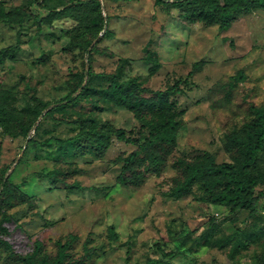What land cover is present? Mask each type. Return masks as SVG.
Returning <instances> with one entry per match:
<instances>
[{"label": "rangeland", "instance_id": "rangeland-1", "mask_svg": "<svg viewBox=\"0 0 264 264\" xmlns=\"http://www.w3.org/2000/svg\"><path fill=\"white\" fill-rule=\"evenodd\" d=\"M90 39L95 75L83 81L81 104H71L64 97L86 69ZM15 46L17 52L0 61V95L13 114L0 116V172L8 167L5 174L25 194L23 201L0 205V219L4 212L10 216L0 238L13 251L28 254L39 243L38 255H54L57 240H71L69 257L79 264H264V196L250 213L193 195H164L176 174L171 157L140 186L122 185L118 160L135 144L112 135L101 155H60L50 138L110 125L142 132L135 111L105 92L116 73L169 92L181 112L173 157L210 154L216 162L229 161L224 133L250 121L252 105H264V7L237 15L222 29L190 23L154 0H0V50ZM146 47L160 62L155 70L144 58ZM176 79L181 82L172 88ZM62 102L64 108L47 112ZM30 124L26 137L19 134ZM54 167L77 170L54 180L46 174ZM254 174L261 182L256 191H264V146ZM236 240L242 244L233 250ZM5 253L0 245V264H14Z\"/></svg>", "mask_w": 264, "mask_h": 264}, {"label": "trees", "instance_id": "trees-1", "mask_svg": "<svg viewBox=\"0 0 264 264\" xmlns=\"http://www.w3.org/2000/svg\"><path fill=\"white\" fill-rule=\"evenodd\" d=\"M35 1L41 2L42 0ZM96 4H99L98 1ZM154 4L164 7L166 10L178 9L183 19L190 23L197 21L207 24L216 23L223 29L228 27L237 18V15L257 7H264V0H154ZM30 17L39 16L33 13ZM99 20L102 21V19ZM102 28L100 25L99 29ZM103 34L106 33L103 32ZM89 45L91 47L87 49L86 47ZM86 47V69L77 74L76 80L64 97L71 104H81L80 99L87 93L86 84H83V81L86 78L87 81L89 77L95 75L91 64L95 41L87 40ZM17 50L18 46L2 48L0 61L6 56V52L12 57ZM144 58L151 63L153 70L160 66L155 53L149 47L145 49ZM192 73L193 69L187 73L186 78ZM186 78L182 81H185ZM238 78L242 79L243 74L239 73ZM180 82L181 79H176L172 88L177 87ZM105 92L115 103L135 111L141 121V130L143 131L140 132V130L139 134L133 135L130 132L126 134L122 128L111 125L104 129L102 127V129L80 127L71 136L50 137L56 144L58 154H82L94 150L98 155H101L108 147L109 138L113 135L117 140L129 141L136 145L134 149L122 155L118 160L120 163L119 173L116 175L118 183L140 186L147 175L160 174L171 157L170 166L175 168L176 174L171 178V184L164 195L174 198L193 195L199 201L224 205L230 211L247 210L250 213L255 211L258 200L264 196V191L255 189L261 182L256 179L254 174L257 154L264 146V105H252L253 118L240 130H228L224 133V146L229 151V161L216 162L210 154L204 155L200 159L190 160L180 156L173 157L172 154L176 146L177 132L181 125V112L177 111L174 101L169 99L168 91L151 90L143 86L142 81L137 77L121 80L118 74L113 73L110 75L109 86ZM143 92H149V94ZM49 104V101L43 102L41 108H46ZM55 108H64V102L53 105L47 112ZM7 115L12 116L13 114L5 103L4 95H0V116ZM31 125L25 127L19 134L26 137ZM32 141L34 139H27V143ZM7 168L4 167L0 172V205L3 206L12 205L14 200L15 202L23 201L25 197L23 192L16 191V185L11 182L10 175L5 174ZM69 170L54 167L46 174L52 176L54 180L57 177L58 180L60 175L74 172L77 169L74 167L71 171ZM70 186L72 185L70 184ZM9 220L10 216L4 212L0 219V233L7 231L4 223ZM230 238L227 235L220 246L227 245ZM70 244L71 240L70 242L57 240L54 255H38L40 244L36 243L34 251L23 255L13 251L7 240L0 238V245L7 250L4 258L14 264H79V259L69 257ZM241 244L242 242L236 240L233 250H237ZM171 254L172 251L164 253V255ZM156 261L159 262L160 259Z\"/></svg>", "mask_w": 264, "mask_h": 264}]
</instances>
